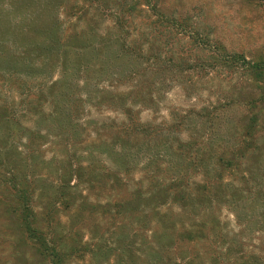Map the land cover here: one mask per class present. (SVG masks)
I'll list each match as a JSON object with an SVG mask.
<instances>
[{"label":"trees","instance_id":"trees-1","mask_svg":"<svg viewBox=\"0 0 264 264\" xmlns=\"http://www.w3.org/2000/svg\"><path fill=\"white\" fill-rule=\"evenodd\" d=\"M164 9L160 0H0V219L5 217L8 226L3 227L13 231L9 246L19 264H112L116 242L109 246L101 233L121 214L116 209L121 211L124 205H103L92 199V192L103 179L136 170L143 175L142 190L148 187L146 182L156 179L160 188L172 190L174 199L183 203L170 215L154 201L146 211L152 217L136 213L135 238L143 231L152 243L147 257L144 254L145 264H165L176 239L210 228L208 218L223 183L216 166H236L240 143L224 145L229 151L218 156L223 145L215 148L210 130L196 137L187 132L176 165L201 166L205 172L198 182H187L179 175L165 179L155 165L166 166L161 153L165 136L174 126L144 124L137 117L139 109L159 106L167 89L166 77L170 85L177 84L183 69L189 66L195 72L205 67H183L179 55L170 49L174 42L169 40L192 34L185 30L187 21ZM149 20L146 29L152 28L155 36L144 30V21ZM162 34L170 37L164 44L159 38ZM202 42L200 50H210L211 56L223 60H216L218 68L225 67L228 61L214 53L218 52L214 42L216 50L210 45L206 48L210 41ZM241 64L238 69L244 77H264V62L244 58ZM56 74L60 79L55 81ZM43 96L50 99L49 113L37 112ZM103 107L115 108L116 119L94 123L80 118L87 112L97 114ZM39 119L53 121V126L41 128ZM257 121L258 116L250 117L251 123ZM55 123L59 131L52 128ZM60 137L64 141L55 148L53 158L43 160L41 140ZM49 143L57 146L54 141ZM48 164L54 166L51 183L41 174L50 169ZM254 178L247 179L252 183ZM253 193L256 200L264 199V193ZM155 194L152 189L140 197L148 195L147 203L158 197ZM199 206L203 213L194 216ZM185 216L189 219L186 225ZM143 222L150 229L144 231ZM112 229H118L115 223ZM25 247L32 250L31 256L19 250ZM183 264L194 261L185 258ZM227 264H264V257L243 261L228 256Z\"/></svg>","mask_w":264,"mask_h":264},{"label":"rangeland","instance_id":"rangeland-1","mask_svg":"<svg viewBox=\"0 0 264 264\" xmlns=\"http://www.w3.org/2000/svg\"><path fill=\"white\" fill-rule=\"evenodd\" d=\"M160 1L167 14L180 15L183 21H187L188 28L185 30L188 34H192L189 38L178 37L177 41L169 40L170 37L165 38L162 34L159 36L160 41L162 40L161 44L165 43V39L169 40L170 44L174 42V46L170 49L174 54L179 55L183 67L188 64H200L205 67L200 71L196 69L195 72L189 66L183 69V75L179 77L181 80L177 84L170 85V77H166L167 89L161 94L159 106L149 110L148 108L139 109L140 114L137 117L144 124H172L174 126V128H169L165 136L164 152L161 153L166 166L161 162L155 165L159 166L158 175L165 179L179 175L185 177V180L190 183L198 182L202 177L205 168L201 166L186 169L176 165L177 156H181V150L183 151L181 148L183 142L188 140V133L196 137L210 130L211 141L215 148L223 145L218 156L222 155L224 150L229 151L224 145L232 146L240 143L236 151L239 157L236 159L239 160L236 166H228L227 169L219 164L216 166L222 173L220 179L223 183L219 184V187H222L221 195L216 198L213 205L215 210L208 218L210 228H206L204 232L200 230L199 234H194L193 237L186 235L184 238L176 239L173 243L175 244L173 252L165 258V264H183L185 258L191 259L194 264H227L228 256L242 257L243 261L249 258L254 259V257H264V199L260 197L256 200L257 197L254 198L253 195L255 190L258 194L259 192L264 193V77L262 79L254 76L244 77L238 69L244 58L252 63L264 62V0ZM105 18L106 15L101 21ZM150 21H144V30L152 31L155 36L156 33L152 28L146 29ZM136 22H140L139 19ZM202 40L211 42V44L206 43V48H210L208 47L210 45L215 49L214 45H216L218 52L214 53L224 56L223 59L228 61L224 62L225 67L218 68L220 62L216 63V60L222 62L223 60L211 56L210 50L206 52L200 50L204 45ZM208 64L212 66L206 67ZM59 79L60 75L56 74L54 80ZM17 96L20 99L19 94ZM41 99L37 112L49 113L52 110L49 104L50 99L46 96ZM114 109L109 110L103 107L97 114L92 113L90 116V112H87L80 118L94 123L96 120L116 119L118 114L113 112ZM193 112L201 113L202 117H198ZM212 115L214 116L211 119ZM254 116H258V121L251 123L250 117ZM209 120H211L210 124ZM51 122L53 121L38 120L41 128L53 126ZM52 128L59 131L56 123ZM54 129L52 132H58ZM50 140L54 141L57 146H51ZM63 141L64 137L41 140L42 159H52L55 148L57 150L58 144ZM197 148L198 146L194 150ZM183 160L181 159V162ZM105 163L110 166L109 161ZM96 165L98 166L99 163ZM49 166L50 169H44L41 174H46L44 178L51 183L54 177L50 175V172L53 171L54 166L48 164ZM163 166H165L164 169L160 168ZM234 167H237L236 178L231 176ZM252 176L256 179L254 178L251 183L248 179ZM118 177L103 179L96 191L92 192V199L103 205L106 202V204L110 202L112 206L124 205L121 211L120 208L116 209V212H121V214L112 220L101 234L105 233V240L109 246L113 241L116 242L112 264H145L144 254L147 257L152 243L151 239L144 238L143 231L139 232V236L135 238L134 231L137 229H133V222L136 213L152 217L153 214L146 211L148 205L154 201L157 206H160L159 210L170 215L172 211L178 212L179 205L183 203L174 199L172 190L160 188V183L156 179L146 182L148 187L142 190L143 175L139 170L122 173ZM152 189L158 197L150 198L146 203L147 198L145 197L149 196L146 195L141 199L140 195ZM157 189H162L163 192L157 194L159 193ZM130 206H134V212H130ZM197 208L194 216H200L203 213L200 206ZM110 210L115 215V210ZM4 218L1 216L0 219V264H19L15 258L11 257L14 250L9 244L12 243L13 231L9 227L7 229L3 227V224L8 226ZM183 219L187 222L185 225L189 224L186 216ZM113 223H115V228H118L116 231L112 229ZM9 226L12 225L9 223ZM142 229L144 231L150 229L149 224L143 222ZM86 240L87 238L84 241ZM19 250L24 253L28 252L29 255L32 251L28 247ZM77 264H82V262L78 261Z\"/></svg>","mask_w":264,"mask_h":264}]
</instances>
